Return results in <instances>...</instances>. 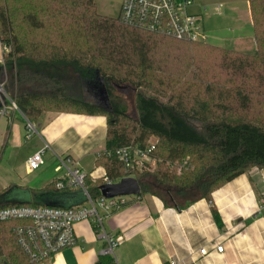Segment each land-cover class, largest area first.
Masks as SVG:
<instances>
[{"label": "trees", "instance_id": "obj_1", "mask_svg": "<svg viewBox=\"0 0 264 264\" xmlns=\"http://www.w3.org/2000/svg\"><path fill=\"white\" fill-rule=\"evenodd\" d=\"M22 2H28L27 11L19 6ZM248 2L256 44L253 54L128 26L120 15H100L94 0H0V42L9 48L0 61V84L7 96H0V111L12 100L34 125L41 121L46 105L54 106V112L105 116L106 144L97 164L114 182L129 175L114 151L127 145L144 148L155 137V169L130 174L140 183L139 196L153 194L177 208L200 198L212 202V193L225 183L253 167L264 169V119L251 113L257 86L244 81L252 78L264 84V0ZM19 19L34 30L33 39L21 38ZM215 47L216 60H227L238 73L237 86H218L201 67L198 73L190 69L182 79L161 61L192 60L188 66L195 68L197 60H205L198 49ZM244 68L250 72L241 71ZM99 77L104 79L107 105L96 102L88 90ZM121 85L137 90L136 117L127 113L123 98L115 93ZM9 135L10 128L0 159ZM185 159L180 173L171 169ZM103 183L101 178L86 177L92 197L101 195ZM29 195L28 203L0 204V208H69L86 202L81 190L59 191L53 183ZM212 210L217 217L213 205ZM19 224L0 221V258L5 264H32L17 240ZM113 263L110 255H102L96 264Z\"/></svg>", "mask_w": 264, "mask_h": 264}, {"label": "crops", "instance_id": "obj_2", "mask_svg": "<svg viewBox=\"0 0 264 264\" xmlns=\"http://www.w3.org/2000/svg\"><path fill=\"white\" fill-rule=\"evenodd\" d=\"M3 55L0 42V61ZM4 117L7 120L1 132L4 139L9 125L20 133L21 125L27 124L18 110L10 109L7 115H0V122ZM38 124L40 130L34 153L47 144L53 156L70 155L79 161L85 172L104 175L105 169L98 166L97 160L106 144L105 116L48 112ZM56 178L34 190L44 189ZM5 190L7 188L0 194ZM126 199L125 206L104 220L107 232L119 238L114 249L119 264H167L170 258L184 259L188 264H264L262 168L253 167L225 183L212 193V202L200 198L177 208L166 205L153 194L130 195ZM75 233V245L37 264H96L107 246L106 240L97 234L90 221L77 223ZM215 242L224 245L222 253L211 249ZM204 246L211 250L207 256L198 252Z\"/></svg>", "mask_w": 264, "mask_h": 264}, {"label": "built area", "instance_id": "obj_3", "mask_svg": "<svg viewBox=\"0 0 264 264\" xmlns=\"http://www.w3.org/2000/svg\"><path fill=\"white\" fill-rule=\"evenodd\" d=\"M193 5L194 0H123L120 18L128 26L151 33L167 35L178 40L208 42L199 15L191 11ZM2 50L8 52L9 48L2 46ZM0 94L6 96L1 84ZM10 102L11 105L4 106L0 115H7L10 109L19 111L16 103L12 100ZM27 125L32 132L36 129V126L30 122H27ZM28 137L30 138L31 134ZM156 142L149 141L144 148L127 145L114 151L125 172L129 174L128 176H132L130 174L134 172L153 169L152 167L157 162L152 154ZM48 149L50 146L46 144L28 158L29 172L45 163L44 154ZM56 159L58 165L55 171L62 173L53 182L55 189L59 191L81 190L86 197V202L69 208L8 206L0 208V221L17 220L20 222L16 228L17 240L32 264L50 259L63 248L75 245L77 241L75 225L81 221H90L94 224L97 234L107 242L102 255H110L114 260L113 264H119L114 253L119 238L107 232L104 220L107 215L127 204V196L106 198L101 194L99 197H92L85 184L88 175L93 179L101 178L103 184L114 183V181L106 177L105 173L102 176H94L92 173L85 172L79 161L70 155H56ZM211 249L216 253H222L224 245L221 242H215L211 245ZM198 252L201 256H207L211 250L204 246ZM167 264L188 263L184 259L170 258Z\"/></svg>", "mask_w": 264, "mask_h": 264}, {"label": "rangeland", "instance_id": "obj_4", "mask_svg": "<svg viewBox=\"0 0 264 264\" xmlns=\"http://www.w3.org/2000/svg\"><path fill=\"white\" fill-rule=\"evenodd\" d=\"M97 12L106 17L118 18L120 15L121 3L123 0H94ZM21 8L27 11L28 2L19 4ZM194 14L199 15L201 24L207 35L208 43L218 47L235 49L247 54H253L256 51V44L252 29V20L249 12L248 0H194V5L191 8ZM18 29L22 39L27 38L31 40L34 38V30L25 21H20ZM48 31V30H47ZM42 36L44 35L45 32ZM164 43V42H163ZM168 43V42H167ZM3 46V45H2ZM166 46L171 48V44ZM6 53V52H3ZM198 53L205 60H197V67L192 68L188 66L189 61L192 60H161L167 69L172 73H177L183 77L192 71H197L198 67L202 70L205 77L210 78L218 86L227 88L235 87L238 81L234 78L238 75L235 68L227 60H216L219 52L215 48L198 49ZM3 59V58H2ZM194 63V61H193ZM192 71H191V70ZM241 71L250 72L248 68ZM213 75V77L211 76ZM243 77V76H242ZM250 77V76H249ZM213 78V79H212ZM244 78V77H243ZM235 80V81H234ZM245 82L250 85L257 86L252 95V115L257 118L264 119V84L253 80L252 78H245ZM89 91L94 95V99L98 102L97 93L90 87ZM116 94H119L127 107V113L136 117V93L133 87L129 85H121L116 88ZM1 96V94H0ZM48 112H54V106L46 105ZM15 123L19 124L16 120ZM7 124L6 118H2L0 122V150L3 144L4 137L1 132L5 130ZM36 129L29 130L28 125L22 124L20 133L12 130L9 125L10 135L7 147L5 148L0 159V191L7 188L4 192L17 191V193H26L33 191L38 187L51 182L53 178L61 175L62 172H56L55 167L58 161L52 155V150L48 149L44 154L45 163L39 168L29 172L27 169V159L34 153V145L39 136V124L35 125ZM31 134L29 138L28 135ZM150 141H156L155 137H151ZM45 145V144H44ZM187 163L185 159L181 164H176V167L170 166L171 169H176L180 173L181 166ZM167 164V163H166ZM156 165L153 166V170ZM152 170V171H153ZM17 188V189H15ZM15 189V190H14ZM183 197L179 201H183ZM0 264H5L3 258H0Z\"/></svg>", "mask_w": 264, "mask_h": 264}, {"label": "water", "instance_id": "obj_5", "mask_svg": "<svg viewBox=\"0 0 264 264\" xmlns=\"http://www.w3.org/2000/svg\"><path fill=\"white\" fill-rule=\"evenodd\" d=\"M92 88L97 94L96 97L101 102L106 103V94L104 91V79L99 77L98 81H95L91 84ZM17 189V188H15ZM14 189V190H15ZM100 191L102 196L106 198H112L116 196H130V195H139L141 193V186L139 181L134 176H128L122 178L118 182L114 183H105L100 186ZM30 201L29 191L26 193H17V191L3 192L0 194V204L6 203H28Z\"/></svg>", "mask_w": 264, "mask_h": 264}]
</instances>
